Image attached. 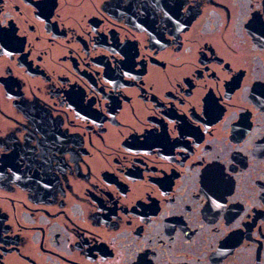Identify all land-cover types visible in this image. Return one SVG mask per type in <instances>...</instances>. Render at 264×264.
Returning <instances> with one entry per match:
<instances>
[{"label": "flooded vegetation", "instance_id": "af4514ba", "mask_svg": "<svg viewBox=\"0 0 264 264\" xmlns=\"http://www.w3.org/2000/svg\"><path fill=\"white\" fill-rule=\"evenodd\" d=\"M0 264H264V0H0Z\"/></svg>", "mask_w": 264, "mask_h": 264}]
</instances>
